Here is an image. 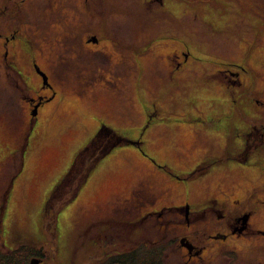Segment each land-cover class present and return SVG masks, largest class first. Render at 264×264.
I'll return each instance as SVG.
<instances>
[{
  "label": "rangeland",
  "instance_id": "rangeland-1",
  "mask_svg": "<svg viewBox=\"0 0 264 264\" xmlns=\"http://www.w3.org/2000/svg\"><path fill=\"white\" fill-rule=\"evenodd\" d=\"M144 6L142 0L98 3L96 12L106 13L109 28L121 42L131 45L136 33L144 43L157 41L150 47L148 41L136 42L134 49L115 54L112 48H105L107 57L114 61L122 59V54L124 65L116 69L107 63L104 67L109 78H91L85 83L69 77L65 83L55 84L59 96L41 109L34 122L29 111L22 108L26 104L15 85L0 80V249L5 250L3 244L12 249L30 241L44 250L40 264H98L111 249H123L124 243H143L150 235L147 229L140 228L132 235L133 229L123 231L121 226L149 211H139V203L134 206L130 199L141 180L151 188L145 190L146 198L156 202L157 209L185 202L197 209L212 195L220 200L242 196L251 205L264 206V186L250 194L239 193L254 186L258 175L234 172L262 160L261 150L247 163L237 160L251 125L259 127L261 119L247 113L241 117L237 112L234 118L224 114L229 106L220 104L223 90L219 83L224 81L220 72L233 73L235 68L231 66L239 64L238 72L247 84L240 95L252 101L261 98L264 0H170L168 8L176 10L179 19L170 14L148 15ZM122 8L124 14H118ZM182 10L188 13L186 17H180ZM166 19L170 20L165 24ZM161 37L166 38L159 43ZM76 40L79 75V61L86 60L87 55ZM178 48H187L189 57L179 74L180 82L159 72L163 66L159 60ZM117 71L120 76L114 77ZM251 104L254 115L259 114L260 104ZM100 120L129 143L114 148L99 161L78 196L65 204L53 224L46 227L48 198L77 154L99 132ZM258 163L262 175L264 167ZM71 186L65 195L76 190ZM148 204L145 209L155 205ZM215 230H220L215 224L197 223L189 231L194 235ZM186 232L176 229L171 237L162 239L170 241L161 245L164 264H184L173 240ZM241 248L242 258H260V247L250 251L243 244ZM216 253L211 247L204 258L213 259ZM226 259L209 264H226Z\"/></svg>",
  "mask_w": 264,
  "mask_h": 264
},
{
  "label": "flooded vegetation",
  "instance_id": "flooded-vegetation-1",
  "mask_svg": "<svg viewBox=\"0 0 264 264\" xmlns=\"http://www.w3.org/2000/svg\"><path fill=\"white\" fill-rule=\"evenodd\" d=\"M100 1L102 0H0V80L4 79L15 85V89L22 95L23 102L26 104L22 108L29 111L31 122L36 120L37 115L46 104L55 101L59 96L55 84L65 83L69 77L79 78L81 82L85 83L90 82L91 78H109L108 71L104 67L107 63L116 69L124 65L123 62L126 59H123L122 54V59L114 61L107 57L105 48L108 50L109 47L112 48L115 54V52L134 49V46L137 45L136 42L146 44L148 41L149 46L157 41L150 39L144 43L139 38L140 34L136 33L132 38L131 45L121 42L118 34L109 28L110 21L106 13L96 12ZM168 2L170 0H142L143 5L149 10L148 15L170 14L171 17H174L173 19H179L176 17V10L168 8ZM118 14H124V8L119 10ZM187 14L182 10L180 17H186ZM110 18L114 19V17ZM167 20L170 19H166L165 24ZM93 22L95 23L93 24ZM77 23H84V26L76 27ZM77 38L80 40V49L87 55L86 60L79 61L80 67H82L78 71L79 75L76 71L77 45L75 46L73 43L77 41ZM165 38H159V43L164 42ZM187 51V48H178L167 54L165 60H159L161 62L159 64L163 65L160 66L159 72L164 73L166 78L171 80L176 78L180 82L182 77L179 74L183 72L184 64L189 60ZM101 57L105 59L102 61ZM44 58H46L45 64L42 63ZM132 61L135 62V60ZM102 62L105 63L99 64ZM237 65L239 64L231 66V68H235L233 73L227 70L219 73L222 74L221 77H224V81L219 82L223 90L220 95L222 99L220 104L221 106L224 103L228 104V110L225 108L224 114L233 118L237 116L238 112L241 117L246 116L247 113L251 117L261 119L259 127L251 125L250 133L245 137L244 150L237 156L239 162L247 163L248 160L255 158L260 152L259 150L264 152V90H262L261 98L253 99L254 101L240 95L242 87H246L247 84L242 79V74L238 72ZM118 72L114 73V77L120 76ZM31 83L37 84L33 86ZM255 101L260 104V107H257L260 113L256 115L251 111L253 105L251 103ZM102 122L103 120L98 121V129L104 126L109 127L106 122L103 124ZM98 148L99 146L94 148V151ZM262 157L261 161H254V165H251L253 167H245L242 169L243 171L240 168H235L234 172L241 171L242 175L254 172L259 177H257L258 181L254 186L239 193H251L264 186V170L261 175L256 165L259 162L258 165L262 164L264 167V155ZM149 164L153 166L151 162ZM152 169L156 168L153 166ZM222 170L225 169H220V171ZM146 182V180L140 181L130 199L134 206L137 202L139 203L136 205V207L141 206L137 208L139 211L141 209L149 211L142 214L136 221L121 223L123 231L131 228V230L133 229L132 235H135L141 231L140 228L147 229L150 234L149 238L141 242L154 246L157 243L168 244L169 240L162 241V239L171 237L176 229L188 230V233H182L175 236L176 238L173 236V242H177L176 247L182 252L184 264L216 263L226 257V264H238L242 261L244 263L240 264H264V227H262L264 206L259 203L253 204V202L251 205L242 196L220 200V197L212 195L203 200L202 206L197 209L191 208L193 204L189 202H185L184 205L162 206L157 209L158 204L146 198L148 191L145 190L151 189L148 184H145ZM148 202L150 203L148 204ZM146 204L148 206L155 205L145 209ZM170 212H174V214L169 215ZM197 223H202L204 226L215 224L216 228L220 230L209 234L197 231L193 232L194 235H190L189 230ZM124 242L122 240V243ZM243 244L250 251L254 248H261L259 250L260 258H242L240 252ZM210 246L216 248L217 253L213 259L206 260L204 254L209 251Z\"/></svg>",
  "mask_w": 264,
  "mask_h": 264
},
{
  "label": "trees",
  "instance_id": "trees-1",
  "mask_svg": "<svg viewBox=\"0 0 264 264\" xmlns=\"http://www.w3.org/2000/svg\"><path fill=\"white\" fill-rule=\"evenodd\" d=\"M108 141L109 143L107 144ZM125 143L129 142L110 127L104 126L99 130L96 136L77 154L73 165L48 198L44 209L45 217H49L45 223L46 227H50L53 224V219H55L57 212L65 204L70 203L78 196L99 161L115 147ZM97 146L99 148L94 151ZM77 180L78 185L76 188L75 183ZM70 184L72 185L71 189L76 190L69 195H65V190ZM49 212H53L54 218L50 216ZM35 244L36 242L27 241L12 249L6 248L5 244H3L5 250L0 249V264H30L33 258L42 259L45 256L44 250L41 247H36ZM146 244L150 245L149 243H131L130 245L125 244L123 249H111L108 251L107 257L100 259L98 264H164L165 257L162 258L163 247L160 244L154 246ZM158 246L161 249H157Z\"/></svg>",
  "mask_w": 264,
  "mask_h": 264
},
{
  "label": "water",
  "instance_id": "water-1",
  "mask_svg": "<svg viewBox=\"0 0 264 264\" xmlns=\"http://www.w3.org/2000/svg\"><path fill=\"white\" fill-rule=\"evenodd\" d=\"M131 143L133 144L134 142L131 141ZM41 262V259H38V258H33L30 262V264H40Z\"/></svg>",
  "mask_w": 264,
  "mask_h": 264
}]
</instances>
